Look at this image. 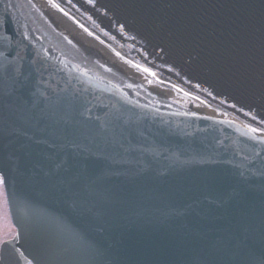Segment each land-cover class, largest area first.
<instances>
[{
	"label": "water",
	"instance_id": "water-1",
	"mask_svg": "<svg viewBox=\"0 0 264 264\" xmlns=\"http://www.w3.org/2000/svg\"><path fill=\"white\" fill-rule=\"evenodd\" d=\"M158 82L264 131V0H51ZM147 69V71H145ZM0 264H264V135L148 106L0 0Z\"/></svg>",
	"mask_w": 264,
	"mask_h": 264
},
{
	"label": "bare ground",
	"instance_id": "bare-ground-1",
	"mask_svg": "<svg viewBox=\"0 0 264 264\" xmlns=\"http://www.w3.org/2000/svg\"><path fill=\"white\" fill-rule=\"evenodd\" d=\"M54 49L80 70L122 90L148 106L164 111L231 122L246 129L255 127L233 115L166 86L115 55L83 31L51 0H22ZM256 132L264 135V131Z\"/></svg>",
	"mask_w": 264,
	"mask_h": 264
},
{
	"label": "rangeland",
	"instance_id": "rangeland-1",
	"mask_svg": "<svg viewBox=\"0 0 264 264\" xmlns=\"http://www.w3.org/2000/svg\"><path fill=\"white\" fill-rule=\"evenodd\" d=\"M7 204L5 203L4 190L0 183V244L12 238L15 230L12 229L7 215Z\"/></svg>",
	"mask_w": 264,
	"mask_h": 264
},
{
	"label": "snow or ice",
	"instance_id": "snow-or-ice-1",
	"mask_svg": "<svg viewBox=\"0 0 264 264\" xmlns=\"http://www.w3.org/2000/svg\"><path fill=\"white\" fill-rule=\"evenodd\" d=\"M145 71H147V69H145ZM251 131L256 132L257 129L253 128V129H251ZM0 183H3V180L2 179H0ZM3 243L7 244L8 242L7 241H4Z\"/></svg>",
	"mask_w": 264,
	"mask_h": 264
}]
</instances>
